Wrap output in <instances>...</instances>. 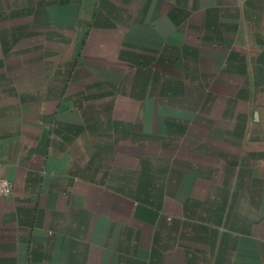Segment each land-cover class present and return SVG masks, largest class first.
<instances>
[{"label": "crops", "instance_id": "1", "mask_svg": "<svg viewBox=\"0 0 264 264\" xmlns=\"http://www.w3.org/2000/svg\"><path fill=\"white\" fill-rule=\"evenodd\" d=\"M0 264H264V0H0Z\"/></svg>", "mask_w": 264, "mask_h": 264}, {"label": "built area", "instance_id": "2", "mask_svg": "<svg viewBox=\"0 0 264 264\" xmlns=\"http://www.w3.org/2000/svg\"><path fill=\"white\" fill-rule=\"evenodd\" d=\"M13 192L12 184L5 178H0V196H8Z\"/></svg>", "mask_w": 264, "mask_h": 264}]
</instances>
